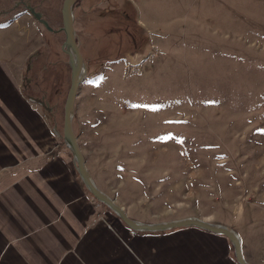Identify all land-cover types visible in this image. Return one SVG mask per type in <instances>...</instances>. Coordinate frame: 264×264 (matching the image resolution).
Masks as SVG:
<instances>
[{
  "label": "rangeland",
  "instance_id": "obj_1",
  "mask_svg": "<svg viewBox=\"0 0 264 264\" xmlns=\"http://www.w3.org/2000/svg\"><path fill=\"white\" fill-rule=\"evenodd\" d=\"M63 1L28 0L54 30ZM15 3L0 0V13L8 12L0 23L31 16ZM76 3L87 76L72 127L96 186L131 215L155 223L245 214L264 228V0ZM21 23L25 59L36 56L25 94L41 99L65 147L64 34L41 25L45 37L27 19ZM260 240L264 255V234Z\"/></svg>",
  "mask_w": 264,
  "mask_h": 264
},
{
  "label": "crops",
  "instance_id": "obj_2",
  "mask_svg": "<svg viewBox=\"0 0 264 264\" xmlns=\"http://www.w3.org/2000/svg\"><path fill=\"white\" fill-rule=\"evenodd\" d=\"M135 12L144 25V14L137 7ZM22 19L47 37L28 13L0 23V264H238L222 235L195 227L133 231L92 198L69 150L25 94ZM124 211L133 220L155 223ZM204 220L233 229L245 261L264 264L263 227L245 214Z\"/></svg>",
  "mask_w": 264,
  "mask_h": 264
},
{
  "label": "water",
  "instance_id": "obj_3",
  "mask_svg": "<svg viewBox=\"0 0 264 264\" xmlns=\"http://www.w3.org/2000/svg\"><path fill=\"white\" fill-rule=\"evenodd\" d=\"M77 0H64L61 6V27L57 30L51 28L40 12H37L30 4L25 5L27 10L36 22L41 24L47 31L64 34V42L61 50L67 55V64L70 69V85L63 106L62 140L69 150L78 174L79 179L93 199L103 204L108 210L119 218L128 228L133 231H166L184 227H195L207 232L226 237L232 245L235 259L238 264H249L245 261L242 253L241 240L239 235L231 228L208 222L206 220L188 217L178 220L159 223H143L129 218L122 207L102 192L95 184L91 174L86 168L85 158L80 149L77 136L72 127L74 117L75 100L80 84L87 76V65L80 53L79 43L74 29V5Z\"/></svg>",
  "mask_w": 264,
  "mask_h": 264
},
{
  "label": "flooded vegetation",
  "instance_id": "obj_4",
  "mask_svg": "<svg viewBox=\"0 0 264 264\" xmlns=\"http://www.w3.org/2000/svg\"><path fill=\"white\" fill-rule=\"evenodd\" d=\"M76 2H77V1H76ZM27 4H30V3L28 2V0H16V3L14 4V7H25V5H27ZM76 4H77V3H75V5H76ZM75 5H74V7H75ZM24 9H25V8H24ZM35 10H36V9H35ZM60 11H61V10H60ZM7 14H8V12L0 13L1 16L7 15ZM60 17H61V15H60ZM35 58H36V56H34L33 54H31V56L27 58L26 63H25V68H24L25 73H28V72L30 71L32 61H33ZM27 83H28V86H30V84H29V80H25V76H24V82H23V84H24V87H25V88H27ZM35 102L44 108V106H43V104H42V102H41V99L38 100V101L36 100Z\"/></svg>",
  "mask_w": 264,
  "mask_h": 264
},
{
  "label": "trees",
  "instance_id": "obj_5",
  "mask_svg": "<svg viewBox=\"0 0 264 264\" xmlns=\"http://www.w3.org/2000/svg\"><path fill=\"white\" fill-rule=\"evenodd\" d=\"M95 200V199H94ZM96 201V200H95ZM98 202V201H96ZM99 203V202H98ZM100 204V203H99ZM106 210H108V208L106 206H104L103 204H101ZM109 211V210H108ZM110 212V211H109Z\"/></svg>",
  "mask_w": 264,
  "mask_h": 264
}]
</instances>
